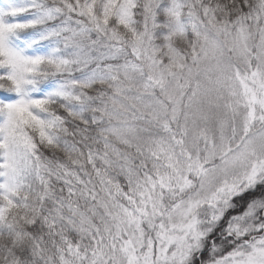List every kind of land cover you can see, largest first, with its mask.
I'll return each instance as SVG.
<instances>
[{
	"label": "snow or ice",
	"instance_id": "6c2138e0",
	"mask_svg": "<svg viewBox=\"0 0 264 264\" xmlns=\"http://www.w3.org/2000/svg\"><path fill=\"white\" fill-rule=\"evenodd\" d=\"M0 264H264V0H0Z\"/></svg>",
	"mask_w": 264,
	"mask_h": 264
}]
</instances>
